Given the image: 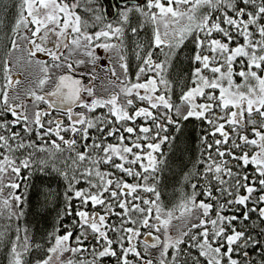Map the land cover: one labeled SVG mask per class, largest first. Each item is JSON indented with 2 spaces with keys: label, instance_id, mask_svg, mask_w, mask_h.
<instances>
[{
  "label": "snow or ice",
  "instance_id": "1",
  "mask_svg": "<svg viewBox=\"0 0 264 264\" xmlns=\"http://www.w3.org/2000/svg\"><path fill=\"white\" fill-rule=\"evenodd\" d=\"M240 4L245 6L251 5L253 11H248L246 7H241L236 3V0H147L146 7L148 9H157L158 12H145L142 8L132 9L129 8L127 11L121 12L120 15L123 16L125 20H127V13L130 11H139L146 17H148L153 23H155L158 19L165 22V28H168V20L169 18L173 23L178 22L179 20L187 17L188 23L181 27L178 30L179 40L176 45H170V47L178 46L179 43H182L184 38L192 33H203L204 38L201 39L199 35H194L193 42L196 45V48L199 50H203L207 48L209 51L213 53L210 57L209 55H202L201 51H197L194 56V60L199 62L202 65V68H196L193 77L195 87L190 88L187 92L183 93L181 96V101L184 104H187L189 107L185 115H183V119L187 120L190 117H196L198 119H206L209 124H212L214 127V131L212 135L219 133L223 139H218L214 141L215 144V153L217 156L223 158L226 155L230 156L232 159L238 160L241 163L237 165V167H247L249 164L255 166V173L258 174L261 179H259L258 183L261 188H264V76H261L254 71L253 69H260L264 71V24L259 23L261 19H264V0H240ZM175 5V7H173ZM181 5L188 6L185 9H181ZM23 6H26L27 14L31 17L29 21L27 17H24L22 14L20 16L19 23H23L26 27L29 23L36 25L35 31L32 32V35L35 36L36 33L40 32L41 29L44 30V37L41 39L47 38V33L50 31H55V28L49 27V25L60 24V13L64 14L63 25L59 35L64 36L67 34V29L71 28L73 33H77L75 39L71 41L73 45L76 47L81 46V37H83L85 41V47H89L92 44L94 39L98 40L101 37L108 38L110 35H120L123 32L122 28H113L111 24L106 25V28L109 31H99L96 32L94 36L87 35L81 32L80 27V17L75 16L74 12L70 11V7L75 8L76 5L69 6L64 3H57V0H23ZM201 8L210 9L211 11H206L200 13L198 16L197 13ZM226 8L235 13L234 16H229L227 11L223 12V22L228 25L230 28H235L236 33L242 36L245 40L243 45H237L235 48H229V43L233 40L232 34L221 27V23L219 18L215 21L212 20V12L220 9ZM247 16L248 19L244 20L243 17ZM99 19V17H97ZM250 26H256V32L259 34L260 39L254 40L252 37L254 33L249 31ZM133 32L136 31L135 28L132 29ZM213 32L221 33L229 43H224L219 39L212 38ZM167 36V31L164 34ZM28 43L34 45V51L30 50L29 55L35 56L37 52H44L50 55L54 61L59 60V56L53 52L51 49H48L41 44L35 43V41L28 39ZM167 43L165 39L161 38L159 30L155 32V44L156 46H160L162 44ZM13 47H17L15 41L13 42ZM64 47H68V45H64ZM100 47L104 48H115V45L103 44ZM88 55H93L91 51H88ZM217 57L223 59V63L219 64L216 67H210V64L218 63ZM237 57H246L247 65L245 67H241V70L237 73L244 81L241 85H236L233 80L234 69L233 62ZM121 61V67L127 71V65L123 63L124 58L122 56L119 57ZM78 63H83L78 62ZM243 64V61L241 62ZM145 64L149 66V70H153V62L151 60V53H149V58L145 61ZM56 67H60L59 64L55 65ZM163 64L157 63L154 65V69L159 70L163 68ZM68 69L72 70V65H67ZM222 68H226L227 71H222ZM202 69H209L214 75L212 79H209L203 76ZM45 76L43 79H40L38 84L42 88L45 83H47L49 77L47 76V67L43 68ZM145 69L143 67L140 68L139 73H137V78H139L140 74H143ZM4 73L7 80V84L5 85L3 90H0V111L10 113L11 116L15 117V119L11 122L5 121L0 124V128H5L10 131L11 126H15L17 124H24V130L31 132L32 128L28 126V117L24 115L22 112L17 111V109L22 108L20 104H10L9 103V95L8 88L12 86L13 83H19V81H13L11 76L8 74L9 69L7 62L4 65ZM253 81L255 83H253ZM160 84H167V82L161 78L159 81ZM205 88L211 90H219V96L215 95V91L205 93ZM145 90V94L141 95L139 90ZM85 91L91 97L93 96V89L91 86L84 87L79 79H75L72 75L65 74L60 76L57 79V82L51 92L45 93L44 95H38L35 91H30L28 95H30L33 100L37 103L43 102L48 103L50 97H55L56 101L59 102L57 105L56 101L48 103L49 108L59 107L61 110L65 111L68 119L71 121V124L67 129H63L64 131H71L73 133H79L83 140H87L88 137V129L95 126L96 121H100L101 117H97L96 121L93 119H89L84 115V113H73L72 106L81 105L87 111H94L97 107H107L108 114L110 116L115 117L117 121H132L137 117H142L145 120L151 119L153 123L156 125V135L154 137H149L147 134L152 131L151 128L146 126H141L139 128V132L144 133L143 137L137 136L136 140L132 142L131 146H125L123 141L125 139L124 135L121 134L119 137L120 146L107 145L103 146L101 144H93V148L100 149L105 155L101 157V159L94 160L91 159L88 155V152L85 151L83 153H77L75 159L72 160V164L76 165L78 162H83L85 160H90L92 165H97L98 163H110L113 159V156L119 157L121 161L126 160V155L131 154L134 158L128 163L137 164L140 163L141 167L147 172L150 168L154 169L156 165V157L153 153L159 151L161 144L169 139L167 135L161 136V130H166V127L163 123L157 122V117L154 116L153 112L149 110V108H138L135 110L134 114H129L128 111L125 110L124 107L118 104L117 95L113 94L107 100L100 98H93L91 102H87L81 96V92ZM128 96H131L133 92L137 98L141 101H147L150 105L151 109H157L159 107H163L167 110H174L175 115L180 116V106L174 105L171 102L170 97H166L165 94L155 95L157 91V80L155 78H149L144 83H134L130 87H126L123 90ZM198 96H205L207 101L210 103H200L197 104L196 98ZM127 105H132L133 100L127 99ZM220 107L221 110H227L230 107L235 108V111L225 112V116H217L213 115L211 118L206 116V113L212 111L213 107ZM257 114L259 119H253V114ZM46 111L37 110L34 113L33 124L38 126V129L41 130L39 137L43 140L44 136L55 134L59 137V139L67 144L69 148H74L76 141L75 140H64V137L60 135L61 132V122L60 121H52L49 120V127L44 129V124L42 123L43 116L47 115ZM245 114H247L248 120L247 123L251 124L252 134L255 138L249 139L246 135H239L240 141L243 144L251 145L257 148V151L252 153L250 156L248 152H243L241 155L236 156L233 154L232 149L240 148L241 145L233 141L232 148H225V150L221 151V144H228L229 134L224 131L225 124L220 123L217 124V120H224L225 123L232 126L234 131L238 126L244 124ZM163 120H166L169 124H176V121L172 119V116L169 112H165L162 114ZM109 123H111L109 121ZM54 124V127L51 126ZM259 124V127L256 125ZM79 125L80 127H77ZM101 132L104 129H100ZM120 130L118 128H113L108 131V135L112 136L118 133ZM124 132L128 134H133L136 132L134 127H126L124 128ZM11 140L19 139V133L12 132L10 137H6L5 135H0V147L6 148L9 152L12 151V147L9 143ZM131 139V137H129ZM143 139L144 141L152 140L158 142H148L145 144H141L137 141ZM52 146L56 149L60 148V145L55 141H52ZM26 145L23 141H21L17 147L23 148ZM36 148L35 142H31L29 145ZM87 147V145H86ZM207 147L211 149L213 147L212 144H208ZM133 148L144 151L147 158V165L143 164L142 161L145 158V155H141L140 152H133ZM38 151H46L43 146L37 148ZM211 159V156H209ZM41 163H44L41 161ZM15 161L10 160L8 156H4L3 160L0 161V173H4L11 168V171L19 177L20 167H16ZM21 166L23 168L30 167V162L28 159L22 161ZM115 168L120 169L121 171L127 173L130 176L141 177L140 172L133 171L131 168H125L123 163L115 164ZM79 171V169H77ZM207 173H213V178L218 182L219 185H224L228 183L222 177L227 175L231 177L235 183L232 185L233 189L238 191L239 188H245L247 195H237L235 200L227 201L228 204L236 203L239 205L247 206V202L251 198V194L256 191V189L252 186V184L256 183L255 180L249 182V177L247 174L241 176L239 173H233L232 169L227 166V163L221 159L220 163H216L213 161L212 164L208 166L206 169ZM81 177H83L86 181H88L90 187L97 188V192L93 193L91 191L85 192L83 190H74V196L81 200L82 205L86 206L89 202L93 205H100L104 208V214L101 215L99 213H89L85 210L77 211L76 215L78 217L77 227L83 230L84 228H90L94 234H97V239H103L105 241L104 246H102V250L96 252L93 249L95 255L99 258H103L105 256L116 257L119 264H130L128 260L129 253L135 254L137 257L140 256V253L136 250V247L133 241L140 236V231L137 227H125V224L131 223L132 225L142 224L146 227H156V225H149V216H151L152 208H141L138 204H131L129 207V201L125 199H121V195H132L137 191V188L141 187V185L136 184H128L123 183L119 180L113 181L112 179H105L108 175L107 173H101L98 169L95 170V175L99 178L98 184H92L88 177L93 175V169L85 168L82 172L79 173ZM75 180V176L72 177ZM144 180H147L148 177L144 176ZM77 183L79 181H76ZM115 183V189L109 191L110 186ZM21 185L18 183H11L9 187L13 189L19 188ZM72 183H69V189L72 190ZM195 190L196 185L192 186ZM127 190V191H125ZM145 191L155 193L154 187H144ZM221 193H226L227 195H233L232 191L229 189L220 187L217 189ZM108 192L109 197L116 201V204L121 209L120 212L114 213V208L112 203L106 202L103 197V193ZM157 198H159V194L155 193ZM204 194L210 199H216L212 196L211 185H206ZM195 191H193L192 197L189 199L188 203L192 205V208H199L203 210V217L199 220V223L192 224L193 229H202L197 235H193L191 240L195 242V246L199 248V254L202 257L207 259V264H240V261L233 258L234 252L238 251V249L234 248V245L241 240H243L244 246L246 247L249 243L253 244V246L258 245L259 241H254L251 237H245V233L243 231H237L235 228H232L231 234L226 233V229L224 224L227 223L231 226L232 221L237 220L236 216L232 217H224L219 212L217 213L216 219H210L209 211L212 209V204L204 203L200 201L199 204L195 202ZM17 201L21 200L20 196L14 197ZM71 199V197H69ZM133 199H140L139 196H133ZM259 202H264V195L259 197ZM144 204H155L154 201L144 200ZM182 207H186V205H182ZM71 205H69V209ZM221 210H223L224 205H220ZM191 211V209H188ZM249 211H258L259 216L264 219V207L253 208ZM136 212L139 213L140 219H133L131 213ZM120 217L119 225H109L107 223L108 217L112 214ZM169 215H171L169 213ZM244 219H248V212L243 214ZM155 219L159 224L166 225L168 221H162L160 218V209L156 208V216ZM211 225V228L208 227ZM105 229L111 230L113 232L119 233L116 241L109 239L107 235V231ZM159 230V228H157ZM127 235H124V234ZM84 233L81 231V236ZM148 236H151V233H147ZM187 235V233H185ZM81 236L76 237L77 244H82ZM72 237V232L68 231L63 236H55V245L49 249V252H64L71 251L73 253L85 251L83 247H75L69 248L67 247V242ZM86 238V237H85ZM159 241V237L155 238ZM223 241V243H221ZM118 245L120 250V255L118 256L117 250L113 249V243ZM127 242L128 246L125 247L124 244ZM183 241L180 239L175 240L172 243L164 244V253L162 255L167 254V250L171 246H178ZM215 245V246H214ZM13 253L15 254V259L13 264H22L20 259V254L16 252L15 246L13 247ZM245 258L248 257L247 252H243ZM48 259L38 262V264H49ZM67 264H73L72 261H68ZM81 264H95V261H81ZM146 264H152V261H147ZM160 264H165L164 260L160 261Z\"/></svg>",
  "mask_w": 264,
  "mask_h": 264
},
{
  "label": "trees",
  "instance_id": "2",
  "mask_svg": "<svg viewBox=\"0 0 264 264\" xmlns=\"http://www.w3.org/2000/svg\"><path fill=\"white\" fill-rule=\"evenodd\" d=\"M236 3L241 7H246L248 11H253L251 5L240 4V0H236ZM259 3V0H257ZM226 8L213 11L215 16L217 13L223 15V11ZM23 11V0H0V90H3L6 85V77L4 73V65L8 51H10L11 40L16 34L17 22ZM235 13L231 11L229 16H234ZM244 20L248 17L244 16ZM221 26L223 25V18L220 20ZM259 23L264 24V19H261ZM136 31L133 32L131 25L127 30L124 43V54L128 64V73L130 79L135 80L137 72L143 66L144 59L151 58L155 61L163 62L165 66L167 86L164 88L163 94L166 97L171 98V102L174 105L180 106L181 115H175L174 110L170 111L163 107L152 109L154 116L157 117V122H161L165 125L166 130H161L160 135H167L169 139L161 144L159 167L153 174L146 173L147 180L155 182L159 191L160 202L167 209H171L176 206L180 200L190 197L195 191L196 201H203L204 203H210L215 205L214 209L209 211L210 219L216 218L217 213H223L225 217L228 214L230 216H236L238 219L232 221L231 226L225 224L226 232L232 231L235 228L237 231H243L245 237H251L254 241L260 243L256 246L249 243L244 246L243 240L239 241L234 248L238 251L234 252L233 258L240 261V264H264V219L259 216L258 211H249L253 208L264 207V202H259V197L264 195V188H261L258 181L262 177L255 173V166L249 164L245 167H237L241 162L232 159L226 155L221 158L215 153L214 141L223 139V137L216 133L212 135L214 127L209 124L206 119H198L196 117H190L184 120L182 117V109L189 107L181 101L183 93L187 92L190 88L195 87L193 73L196 68H201V64L194 60V56L197 51H201V54H207L206 51L199 50L193 42L194 35H199L202 38V34L193 33L187 37L179 46L170 47L168 45L156 46L153 40V34L148 26L140 27L138 21L134 24ZM249 31L254 33L252 39L259 40L260 36L256 32V26H250ZM233 36V40L229 43L227 39L223 42H228L231 46L243 45L245 40L242 36L236 33V30L230 32ZM216 39L222 38L219 34H215ZM203 39V38H202ZM243 61V64L241 63ZM142 65V66H141ZM247 58L237 57L233 62L234 78L238 85L244 83L243 79L237 74L241 67L246 68ZM154 67V66H153ZM264 67V65H262ZM149 68V66H148ZM261 76H264V71L260 69H253ZM144 79H147V75L144 71L140 75ZM254 83V81H253ZM215 91V95L219 96V90L205 89V93ZM161 93V92H160ZM158 93V94H160ZM132 99L135 103L128 106V113L134 114L138 106H144V102L140 101L137 96H133ZM146 101V100H145ZM197 104L210 103L206 100L205 96H198L195 101ZM235 108L230 107L227 110H221L220 107L214 105L211 112L206 113V116L211 118L213 115L225 116V112L235 111ZM169 112L172 119L176 121V124H169L166 120H163V113ZM59 114H62L58 112ZM101 113V120L96 121ZM66 116L65 114H62ZM247 117V114H245ZM67 118V117H66ZM253 119H259L257 114H253ZM91 119L96 121L94 127L88 129V139L83 140L79 133H73L70 130L60 132V135L64 137V140H75L76 144L74 148L63 143L59 137L53 132L40 139L39 134L41 132L38 127H32L33 131L28 132L24 130L23 122L21 124L11 126L10 131L5 128H0V135L10 137L12 132L19 133V139L9 141L12 151L9 152L6 148L0 147V161L4 156H8L15 161L16 167H20L19 177L11 171V168L4 173H0V264H9L14 243L20 238L25 237L29 243V249L24 254L25 264H38V262L44 261L49 255V249L54 242L55 236H63L68 231L72 232V237L80 236L81 231H88L89 228L81 230L77 227L78 217L77 211L85 210L89 213L104 214L103 206H93L90 202L84 206L79 198L74 196V190H83L85 192L94 191L97 192V188L90 187L88 181H86L79 174L85 168L98 166L102 168L104 173L108 175L105 179H112L114 182L119 180L123 183L139 184L141 187L137 188V191L132 195H121V199L129 201V207L131 204H138L143 206V201L147 197L144 186L142 185L141 177L130 176L127 173L114 167L115 164H119V160L113 158L110 163H98L92 165L90 160L78 162L76 165L72 164V160L75 159L77 153L88 152L91 159L100 160L105 154L100 150L92 147L95 144H101L107 146L109 144H117L120 140L121 134L125 139L133 137V135H145L139 132L141 126H146L152 129L147 135L154 137L156 135V125L151 119L145 120L142 117H137L132 121H117L115 117L107 114H103L102 110L98 113H93ZM12 116L7 112L0 111V124L5 121L11 122ZM248 120V118H247ZM244 118V124L238 126L235 131L232 126L225 123L224 120H217L216 123H224V131L229 134L228 144H221L219 147L221 151L225 148H232V143L235 141L240 144V148L232 149L234 155L239 156L243 152H248L251 156L252 153L257 151V148L251 145L243 144L239 139V135H246L249 139L255 138L252 134V125L247 123ZM69 119L67 118L68 122ZM109 121L111 123H109ZM134 127L136 132L128 134L124 132V128ZM259 127V124L256 125ZM118 128L120 131L115 135L109 136L108 131ZM45 129V128H44ZM100 129H104L103 132ZM23 141L26 145L23 148H18L17 145ZM52 141H55L60 145L59 149L52 146ZM127 141V140H126ZM31 142H35L36 148L27 146ZM158 142V141H154ZM208 144H212L213 147L209 149ZM87 145V147H86ZM43 146L46 151H38L37 148ZM211 156V159H209ZM2 159V160H1ZM28 159L30 167L23 168L21 166L22 161ZM223 159L227 166L230 167L233 173H239L241 176L247 174L249 182L255 180L256 183L252 186L256 189L251 194L250 200L247 202V206L239 205L236 203L228 204L227 201L235 200L237 195H247L245 188L241 187L238 191L234 190L232 185L235 181L224 175L222 178L228 183L219 185L213 178V173H207L206 169L210 164L215 161L220 163ZM43 161L44 163H41ZM128 167V166H127ZM79 169V171H77ZM75 176V180L72 177ZM88 180L92 184H98L97 178L92 176L88 177ZM72 183V190L69 189V183ZM76 181H79L78 183ZM11 183H18L21 186L17 189L9 187ZM193 185H196L195 190ZM206 185H211L212 196L216 199H210L204 194ZM223 187L232 191L233 195H227L221 193L217 189ZM115 189V183L110 186L109 191ZM127 191V190H125ZM20 196L21 200L17 201L14 197ZM133 196H139L140 199H133ZM71 197V199H69ZM106 202L112 203L114 213H118L121 209L116 204V201L109 197L108 192L103 193V197ZM198 202V203H199ZM226 203V206L221 210L220 205ZM69 205L71 208L69 209ZM248 212V219L245 220L243 214ZM108 217L107 223L109 225H119L120 217L115 214ZM203 213V212H202ZM136 218V216H133ZM204 218V217H203ZM130 223L125 224V227ZM209 228L211 226L208 225ZM109 235L108 229H105ZM202 229H193L192 227L186 231L187 235L183 236L182 243L179 244L175 250H171L168 253L171 264H207V259L200 256L199 248L195 246V242L191 240L193 235H197ZM119 233L113 232L109 238L116 241ZM124 235H127L126 233ZM89 242V240H87ZM113 249L117 250L118 256L120 250L118 245L114 242ZM128 246L127 242L124 244ZM243 252L248 253V257L245 258ZM128 257L131 261H135V264H143L144 261L139 260L135 254L129 253ZM106 264H119L116 257L105 256L103 257ZM227 264V261H225Z\"/></svg>",
  "mask_w": 264,
  "mask_h": 264
},
{
  "label": "rangeland",
  "instance_id": "3",
  "mask_svg": "<svg viewBox=\"0 0 264 264\" xmlns=\"http://www.w3.org/2000/svg\"><path fill=\"white\" fill-rule=\"evenodd\" d=\"M57 3H61L60 0H57ZM64 4H68L69 6L71 5H76L75 8L70 7V11L74 12L75 16H79V12H82L84 8H82L81 1H69L65 0L63 2ZM89 3L91 4L92 1L89 0ZM146 3L143 5H131L129 7H126L123 9L122 12L127 11V9L132 8H142L145 12H158L157 9H148L146 7ZM175 7V5H173ZM188 6L186 5H181V9H185ZM206 11H211L210 9H205L201 8L197 15L199 16L200 13L206 12ZM227 11V14L230 15L231 10H224ZM223 11V12H224ZM222 12V13H223ZM22 15L24 17H27V19L30 21L31 17L28 16L27 14V9L26 6H23V11ZM128 18L125 20L123 16L119 15V18H116L115 21L116 23L114 24V28H122L123 32L120 35H110L108 38L101 37L100 39L96 40V42L93 40L91 46L85 47V41L83 37H81V46L76 47L71 43L73 39L76 38L78 35L77 33H73L71 31V28L67 29V32L69 33L68 36H70V44L68 47H66L63 52H59L57 55L59 56V60L54 61L52 57L49 59L45 58H40L39 57V52L36 53L35 56H30L29 51L32 50L34 51V47L32 44L28 43V40L25 39V37H28V39H31L35 41V36L32 35V32L35 31L36 25L29 23L27 27L23 23H19V20L17 22V27H16V34L11 40V45H10V51L7 53L6 57V62L8 65L9 69V75L12 77L13 81H19V83H13L11 87L8 88V95H9V103L10 104H20L22 105V108L17 109V111L22 112L24 115H27L28 117V126L30 128L32 127H38L35 124L32 123L34 120V113L37 110L40 111H47V105L46 103L40 102L37 103L33 100V98L28 95L30 91H35L38 95H44L45 93L51 92L57 82V79L62 76L63 74H73L76 75L80 78L83 79L84 87L91 86L93 89V96H89L87 92L83 91L84 94V100L87 102H91L93 98H100V99H109L111 95L115 94L118 97V104L122 107L125 108L127 111L128 106L126 101L127 99H132L133 96L135 95V92L131 96H128L123 90L126 87H130L134 83H144L146 82L149 78H155L157 80V91L155 95H160L163 93L162 90L167 86V84H160L159 81L161 78H163L166 82V73H165V66H163L162 69L156 70L153 67V70H149L148 65L145 64V61L148 59H144V63H142V67L145 69V73L147 75V79H144L143 77L137 78V75L135 76V80L133 81L130 79L129 73H128V64L126 61V57L124 54V43L126 42V35H127V30L130 29L131 25H133V28H135L134 24H136L138 21L140 22V27L143 28L144 26H148L153 34V40L155 42V32L157 29L159 30V33L161 35L162 39H165L167 43L160 45L163 47L164 45H176L177 41L179 40L178 36V30L186 25L188 23L187 17H184L183 19L179 20L176 23H173L171 19L169 18L168 20V28H165V22L161 20H157L155 23H153L148 17L143 15L139 11H130L127 13ZM21 16V15H20ZM60 17H62V21L64 19V14L60 13ZM217 18L221 20L223 18V15H219L218 13L214 16L212 13V20L215 21ZM103 20V18L100 16L99 20ZM60 20V21H61ZM98 20V21H99ZM101 22V21H100ZM221 23V22H220ZM57 25V24H56ZM52 25V26H56ZM63 25V24H61ZM113 25V24H111ZM81 26V23H80ZM225 29H228L229 32L231 30H236L235 28H230L228 25L223 23L221 26ZM132 28V29H133ZM104 31H109V29L104 30ZM167 31V36H165V32ZM82 33L87 34L86 29H81ZM193 34V33H192ZM192 34L187 35L184 40L191 36ZM197 34H202L203 33H198ZM215 34H219V32H213L212 33V38L216 39L214 37ZM88 35V34H87ZM220 35L222 38L221 40L223 42L225 38L221 33ZM37 33H36V39H37ZM204 38V36H202ZM201 38V39H202ZM183 40V41H184ZM15 41L17 47H13V42ZM228 43V42H224ZM103 44H108V45H115V48H104L100 47V45ZM181 43H179L180 45ZM178 45V46H179ZM235 46H231L229 44V48H235ZM175 48L177 46H174ZM105 49V52H108V57L105 59V55H98V49ZM206 51V55H209L210 57L213 55L211 51H209L207 48L204 49ZM88 51H91L93 55H88ZM205 55V54H202ZM122 56L124 58L123 63L127 65V71L121 67V61L119 60V57ZM218 63H213L210 64V67H216L219 66V64L223 63V59L220 57H217ZM102 60V61H101ZM153 62V66L157 63L163 64V62H159L158 60L155 61L151 58ZM83 62V63H78V62ZM103 63H106V65H103ZM59 64L60 67H56L55 65ZM68 64L72 65V70L70 71L67 67ZM164 65V64H163ZM47 67V76L49 77L47 83L41 88L38 84L40 79H43L45 76V73L43 71V68ZM97 68V69H96ZM202 68V65H201ZM222 71H227L226 68H222ZM138 73V72H137ZM203 76L212 79L214 75L218 74H213L209 69H202ZM15 79V80H14ZM234 83L238 85L235 81V78L233 76ZM255 83V82H254ZM7 84V80H6ZM196 86V85H195ZM206 89V88H205ZM141 95L145 94V90L140 89L139 90ZM161 92V93H160ZM160 93V94H158ZM51 102L56 101L54 97H50ZM133 100V99H132ZM141 101V100H140ZM144 102V106H138V108H149L150 111L152 109L150 108V105L148 104L147 101H142ZM133 103L134 100H133ZM77 106V105H76ZM75 106V107H76ZM74 107V108H75ZM72 108V110L74 109ZM188 107H184L181 111L183 114H186ZM55 110H60L56 108ZM99 110H102L103 114L105 116L108 114V108L107 107H97L94 111H87L83 106H78L76 109H74L73 113H84L86 117L91 119V115L93 113H98ZM10 114V113H9ZM11 115V114H10ZM99 117L101 116L98 115ZM68 116H63L62 114H59L58 112H53L51 114H47L43 116L42 118V123L44 124V128L47 129L50 125L48 123L49 120L52 121H60L61 122V129H67L69 125L71 124V121H67ZM113 117V116H112ZM13 120L15 117H13ZM246 120L248 117H245ZM12 120V121H13ZM18 125V124H17ZM54 127V124L51 125ZM77 127H80L77 125ZM61 130V131H62ZM264 131V129H261ZM140 136L143 137L144 135H133L131 139H124L123 144L125 146H131L132 142L136 140V137ZM127 140V141H126ZM141 144H145L148 142H154L151 139L148 141H144L143 139L137 141ZM112 145V144H111ZM114 146L119 147L120 146V141L117 144H114ZM96 150V148H95ZM140 152L141 155H145L144 151L137 150L133 148V152ZM126 155V160L121 161L119 157L113 156V158H116L119 160V163H123L125 168H131L133 171L140 172L141 175V180H142V185L145 187H154L155 193L159 194L158 188L156 183L153 181L149 180H144L143 177L145 176L146 173H151L154 176V172L157 171L159 167V163L161 161L160 158V149L158 152L153 153V155L156 157V165L155 168L152 169L150 168L147 172L144 171V169L141 167L140 163L137 164H131L128 163V161L132 160L134 157L131 154H124ZM9 159H11L9 157ZM2 160V159H1ZM143 164L147 165L148 161L145 155L144 160L142 161ZM128 166V167H127ZM93 169V175L92 177L97 178L99 183V178L95 175V170H99L101 173H104L102 168L98 166L90 167ZM9 171V170H8ZM130 184V183H128ZM133 185H136L134 183ZM94 193V191H92ZM147 197L145 200L148 201H154L155 204H144L143 201V206H140L141 208H152V213L151 216H149V225H156V227H146L143 226L142 224H137V225H128L127 227H137L140 231V236L137 237L133 243L136 247V250L140 253L139 260L144 261L143 264H146L147 261H152V264H160L161 260H164L165 264H171L170 258H168V253L177 246H171L167 250L166 255H162L164 253V244L165 243H172L177 239L182 240L183 236L185 235L186 231H188L192 224L199 223V220L203 218L202 209L199 208H192V205L188 203L189 199L192 197H186L183 200H180L178 204L171 209H167L163 206V204L160 202V196L157 198L156 194L153 192L146 191ZM195 202L199 204V201ZM182 205H186V207H182ZM224 207L226 206V203L222 204ZM159 207L160 209V218L162 221H168L166 225L159 224L157 220L155 219L156 216V208ZM215 205H212V209H214ZM188 209H191V211H188ZM169 213L171 215H169ZM132 217L136 216V218L133 219H140L141 216L139 213L132 212L131 213ZM222 216H224L223 213H221ZM231 214H228L227 217H231ZM225 217V216H224ZM216 219V218H212ZM226 224V223H225ZM224 224V227H225ZM211 226V225H209ZM159 228V230H157ZM90 233L88 231H83L84 235L81 236L82 244H77L76 242V237L72 238L67 242V247L69 248H75V247H83L85 251L82 252H76L73 253L71 251H64V252H55V253H49L47 259L51 257L49 260V264H67L68 261H72L73 264H81V261L89 262V261H95V264H106L104 258H99L95 255L93 252V249H95L96 252L102 250V246H104L105 241L103 239H97V234H94L91 229L89 228ZM109 235L112 234V231H109ZM147 233H151L153 238L159 237V244L155 246H151L147 244L144 240L145 237H147ZM227 234H231L230 232H226ZM86 237V238H85ZM112 239V238H109ZM89 240V242L87 241ZM242 241V240H241ZM223 243V241H221ZM55 245V240L53 244L51 245L50 248H52ZM115 244L113 243L112 246ZM16 252L20 254V259L22 261V264H25L24 262V254L27 252L29 249V243L25 237L20 238L17 242L14 243ZM13 246V247H14ZM215 246V245H214ZM15 259V254H11V258L9 261V264H13V261ZM128 260L130 261V264H135V261H131V258L128 257ZM112 264V263H110Z\"/></svg>",
  "mask_w": 264,
  "mask_h": 264
},
{
  "label": "flooded vegetation",
  "instance_id": "4",
  "mask_svg": "<svg viewBox=\"0 0 264 264\" xmlns=\"http://www.w3.org/2000/svg\"><path fill=\"white\" fill-rule=\"evenodd\" d=\"M76 1H81L80 5L82 6V8H84L82 12L78 11L80 15V23H81L80 27L81 29H86L87 34L92 36H94L96 32L107 30L106 25L108 24H113L112 27L114 28V24L116 23L115 19L119 18V15L124 8L129 7L131 5H143L146 3V0H90L92 1L91 4L89 3V0H76ZM60 2L63 3L65 2V0H60ZM100 16L103 18V20L97 19V17L100 18ZM61 19L62 17H60V20ZM61 24H63L62 20L60 24H57L56 26L49 25V27L55 28V31L48 32L46 39H41L45 35L44 30L41 29V31L37 33L38 36L37 39L35 35V43L41 44L42 46L51 49L56 54H58L59 52H63V50L66 48L64 47V45L70 44V39H69L70 36H68L69 35L68 32L64 36L59 35L62 28ZM94 41L96 42V39H94ZM39 53H40L39 57L45 58V60L51 57L47 53L44 52H39ZM102 54L106 56L105 59L109 56L108 52H105L104 48L101 50L98 49V55H102ZM103 65H106V63H103ZM69 75H72L77 79H81L82 85L84 86L82 78L73 74H69ZM82 97L84 98L83 91H82ZM48 103H51V99H49ZM48 103H46L47 105L46 112L48 114H51L56 111L65 114L67 116L66 112L63 110L60 111V110H55L54 108H49ZM78 106L80 105L78 104L74 109H76ZM74 109L72 110V112H74Z\"/></svg>",
  "mask_w": 264,
  "mask_h": 264
},
{
  "label": "water",
  "instance_id": "5",
  "mask_svg": "<svg viewBox=\"0 0 264 264\" xmlns=\"http://www.w3.org/2000/svg\"><path fill=\"white\" fill-rule=\"evenodd\" d=\"M75 78V77H74ZM77 79V78H75ZM13 80V79H12ZM15 80V79H14ZM81 81V79H79ZM82 83V81H81ZM81 96H82V92H81ZM55 98V97H54ZM56 99V98H55ZM57 105L59 104L58 101H56ZM78 105V104H77ZM76 105L72 106V108H74ZM55 108H58L60 109L59 107H55ZM147 244L151 245V246H155V245H158L160 241H157L155 238H153L152 236H147L145 237V240H144Z\"/></svg>",
  "mask_w": 264,
  "mask_h": 264
},
{
  "label": "bare ground",
  "instance_id": "6",
  "mask_svg": "<svg viewBox=\"0 0 264 264\" xmlns=\"http://www.w3.org/2000/svg\"><path fill=\"white\" fill-rule=\"evenodd\" d=\"M54 109H56L55 107H53Z\"/></svg>",
  "mask_w": 264,
  "mask_h": 264
}]
</instances>
